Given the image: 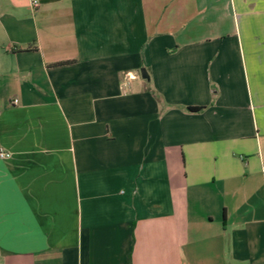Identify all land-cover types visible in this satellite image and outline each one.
<instances>
[{"label":"crops","instance_id":"crops-1","mask_svg":"<svg viewBox=\"0 0 264 264\" xmlns=\"http://www.w3.org/2000/svg\"><path fill=\"white\" fill-rule=\"evenodd\" d=\"M32 1L0 0V264H264V0Z\"/></svg>","mask_w":264,"mask_h":264},{"label":"built area","instance_id":"built-area-1","mask_svg":"<svg viewBox=\"0 0 264 264\" xmlns=\"http://www.w3.org/2000/svg\"><path fill=\"white\" fill-rule=\"evenodd\" d=\"M32 4L33 5H36V1L35 0H33L32 1ZM128 77H131L129 74H128ZM17 100H13V102H16ZM11 156V154H10V152H7V151H4V150H1L0 149V158H8V157H10Z\"/></svg>","mask_w":264,"mask_h":264},{"label":"water","instance_id":"water-1","mask_svg":"<svg viewBox=\"0 0 264 264\" xmlns=\"http://www.w3.org/2000/svg\"><path fill=\"white\" fill-rule=\"evenodd\" d=\"M141 76L143 77V78H147L148 79V75H147V73L145 72V70H141Z\"/></svg>","mask_w":264,"mask_h":264},{"label":"trees","instance_id":"trees-1","mask_svg":"<svg viewBox=\"0 0 264 264\" xmlns=\"http://www.w3.org/2000/svg\"><path fill=\"white\" fill-rule=\"evenodd\" d=\"M189 110H198L199 108H195V107H188Z\"/></svg>","mask_w":264,"mask_h":264}]
</instances>
